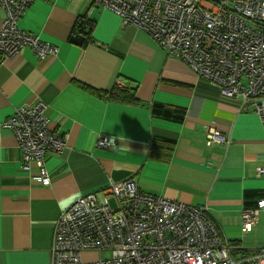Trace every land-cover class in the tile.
<instances>
[{"label": "crops", "instance_id": "0c3cea01", "mask_svg": "<svg viewBox=\"0 0 264 264\" xmlns=\"http://www.w3.org/2000/svg\"><path fill=\"white\" fill-rule=\"evenodd\" d=\"M5 15L0 8V27ZM82 19L95 23L90 41L74 43ZM18 27L59 50L41 60L24 48L0 61V264H52L62 213L78 197L129 179L146 193L207 206L236 264L264 247V210L243 232L245 208L264 198V120L252 107L223 96L148 32L91 0H34ZM119 87L135 90L138 103L97 92ZM37 101L47 105L51 129L67 139L63 153L46 155L49 186L22 170L14 131L3 126L17 107ZM155 104L185 115H154ZM209 129L224 141L211 142ZM99 136L116 147L98 146Z\"/></svg>", "mask_w": 264, "mask_h": 264}, {"label": "built area", "instance_id": "2783aa9c", "mask_svg": "<svg viewBox=\"0 0 264 264\" xmlns=\"http://www.w3.org/2000/svg\"><path fill=\"white\" fill-rule=\"evenodd\" d=\"M33 1L0 0V8L6 10L0 27V61L15 57L24 48H31L41 60L57 55V46L18 27ZM91 1L115 13L124 25L148 32L171 57L218 87L223 96L242 101L244 108L252 107L264 120V0ZM50 124L48 107L42 101L17 107L3 123L14 131L23 155L22 170L36 172L43 186L52 183L46 155L61 154L67 148V139L57 135ZM208 138L224 141L213 129ZM97 144L108 148L117 142L99 136ZM257 205L243 212L244 233L253 230L264 210V199ZM54 230L52 264L237 262L230 244L221 240L207 206L144 193L132 179L78 197ZM243 261L264 264V247Z\"/></svg>", "mask_w": 264, "mask_h": 264}, {"label": "trees", "instance_id": "16d2710c", "mask_svg": "<svg viewBox=\"0 0 264 264\" xmlns=\"http://www.w3.org/2000/svg\"><path fill=\"white\" fill-rule=\"evenodd\" d=\"M94 21L92 20H86L82 19L78 21L77 24V29H76V34L83 36L84 40L86 38V43L90 41V35L93 31L94 28ZM89 28V29H87ZM92 38V37H91ZM99 95L102 96H107L111 101H116L120 103H126V104H137L138 99L135 98V90L129 88V87H119V88H114L113 91L110 93H104L101 91H97ZM151 111L154 115L158 116H164L166 118L172 119V120H182L184 115H185V110L181 108L173 109L166 107L164 105L160 104H155L152 108ZM160 145H158L156 142L152 147L151 155L154 154V151L156 148H159ZM144 192V191H142ZM146 193V192H144ZM150 194V193H149ZM264 199V198H263ZM260 199L258 200V202ZM257 202V204H258ZM249 208V207H247ZM251 208V207H250Z\"/></svg>", "mask_w": 264, "mask_h": 264}, {"label": "water", "instance_id": "95a60500", "mask_svg": "<svg viewBox=\"0 0 264 264\" xmlns=\"http://www.w3.org/2000/svg\"><path fill=\"white\" fill-rule=\"evenodd\" d=\"M82 40H84V38L81 35H78V36L73 37V42L74 43H79L80 44V41H82ZM134 88H136V87H134Z\"/></svg>", "mask_w": 264, "mask_h": 264}, {"label": "rangeland", "instance_id": "374dc122", "mask_svg": "<svg viewBox=\"0 0 264 264\" xmlns=\"http://www.w3.org/2000/svg\"><path fill=\"white\" fill-rule=\"evenodd\" d=\"M111 204L114 205V201H111ZM103 257H108V253H104Z\"/></svg>", "mask_w": 264, "mask_h": 264}]
</instances>
